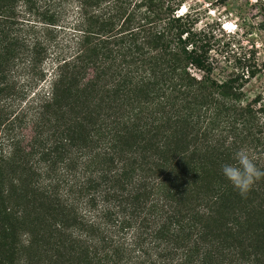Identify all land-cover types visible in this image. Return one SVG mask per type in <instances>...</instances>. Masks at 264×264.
Instances as JSON below:
<instances>
[{"label":"trees","instance_id":"obj_1","mask_svg":"<svg viewBox=\"0 0 264 264\" xmlns=\"http://www.w3.org/2000/svg\"><path fill=\"white\" fill-rule=\"evenodd\" d=\"M183 1L0 0V264H264V178L221 172L264 170L262 69L216 77Z\"/></svg>","mask_w":264,"mask_h":264},{"label":"rangeland","instance_id":"obj_2","mask_svg":"<svg viewBox=\"0 0 264 264\" xmlns=\"http://www.w3.org/2000/svg\"><path fill=\"white\" fill-rule=\"evenodd\" d=\"M186 11L195 17L194 31L203 37L207 32L215 76L240 72L254 56L262 72L244 82V89L248 97L258 91L264 95V35L256 26L261 17L252 16L246 0H184L178 12Z\"/></svg>","mask_w":264,"mask_h":264},{"label":"clouds","instance_id":"obj_3","mask_svg":"<svg viewBox=\"0 0 264 264\" xmlns=\"http://www.w3.org/2000/svg\"><path fill=\"white\" fill-rule=\"evenodd\" d=\"M233 159L234 163L221 166L222 175L242 197H246L255 182L264 178V170L257 166L255 158L246 148L239 149Z\"/></svg>","mask_w":264,"mask_h":264}]
</instances>
